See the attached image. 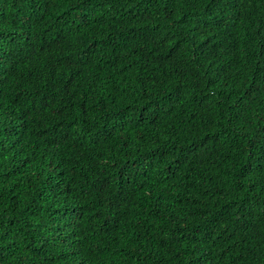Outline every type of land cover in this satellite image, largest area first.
I'll return each instance as SVG.
<instances>
[{
  "label": "trees",
  "instance_id": "1",
  "mask_svg": "<svg viewBox=\"0 0 264 264\" xmlns=\"http://www.w3.org/2000/svg\"><path fill=\"white\" fill-rule=\"evenodd\" d=\"M0 264H264V0H0Z\"/></svg>",
  "mask_w": 264,
  "mask_h": 264
}]
</instances>
